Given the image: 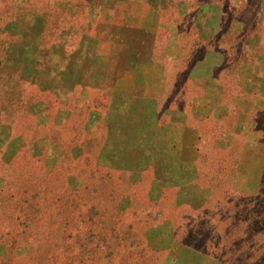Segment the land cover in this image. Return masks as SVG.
<instances>
[{
  "label": "rangeland",
  "instance_id": "374dc122",
  "mask_svg": "<svg viewBox=\"0 0 264 264\" xmlns=\"http://www.w3.org/2000/svg\"><path fill=\"white\" fill-rule=\"evenodd\" d=\"M0 264H264V0H0Z\"/></svg>",
  "mask_w": 264,
  "mask_h": 264
}]
</instances>
